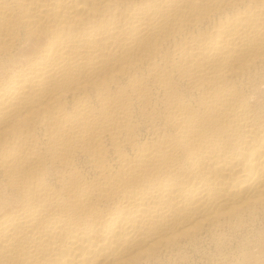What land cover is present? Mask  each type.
<instances>
[{
    "label": "bare ground",
    "instance_id": "bare-ground-1",
    "mask_svg": "<svg viewBox=\"0 0 264 264\" xmlns=\"http://www.w3.org/2000/svg\"><path fill=\"white\" fill-rule=\"evenodd\" d=\"M0 264H264V0H0Z\"/></svg>",
    "mask_w": 264,
    "mask_h": 264
}]
</instances>
